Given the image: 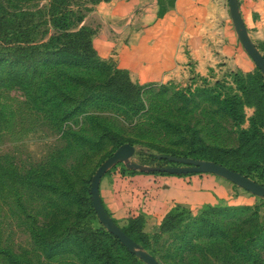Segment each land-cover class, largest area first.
Listing matches in <instances>:
<instances>
[{
	"label": "rangeland",
	"instance_id": "374dc122",
	"mask_svg": "<svg viewBox=\"0 0 264 264\" xmlns=\"http://www.w3.org/2000/svg\"><path fill=\"white\" fill-rule=\"evenodd\" d=\"M102 1L69 2L81 19L76 30L96 32L100 23L90 11ZM228 16L236 45L249 62L241 70L138 84L118 68L116 58L101 59L91 43L93 57L40 62L39 76L27 73L32 84L27 94L0 89V264H145L103 234L108 232L89 207L91 178L120 143L131 144L134 154L106 174L134 171L127 168L132 163L178 166L150 162L152 155L188 156L246 168L247 178L264 186V153L241 143L242 131L258 128L264 134V76L237 38L229 5ZM257 48L264 58V42ZM56 69L64 86L60 92L46 84L59 80ZM22 73L15 69L16 75ZM67 114L70 118L63 120ZM234 188L248 200L197 212L174 209L165 227L162 221L152 232L144 229L141 216L118 223L123 228L137 221L133 236L160 264H249L232 252V242L254 226L264 229V198ZM235 208L249 212L226 211ZM54 220L57 225L50 226ZM256 252L264 264V251Z\"/></svg>",
	"mask_w": 264,
	"mask_h": 264
},
{
	"label": "crops",
	"instance_id": "0c3cea01",
	"mask_svg": "<svg viewBox=\"0 0 264 264\" xmlns=\"http://www.w3.org/2000/svg\"><path fill=\"white\" fill-rule=\"evenodd\" d=\"M237 2L257 48L264 42V0ZM93 8L90 14L100 23L92 37L94 49L101 59L116 58L133 83L208 77L249 66L229 24L228 0H109ZM234 187L211 174L113 170L101 179L98 191L117 226L141 216L144 229L152 232L174 209L197 212L222 202L229 206L246 202L248 198Z\"/></svg>",
	"mask_w": 264,
	"mask_h": 264
},
{
	"label": "trees",
	"instance_id": "16d2710c",
	"mask_svg": "<svg viewBox=\"0 0 264 264\" xmlns=\"http://www.w3.org/2000/svg\"><path fill=\"white\" fill-rule=\"evenodd\" d=\"M33 1L37 0H0V89L17 88L27 94L32 85L26 81L27 73L31 74V76H39L40 71H42L40 62L46 64L47 62L57 59H82L83 55H91V57H93V51L90 48L93 34L92 32L85 31L83 28L76 30L77 26L75 25L80 22L81 19L77 17L73 7H70L72 3L69 2H71V0H44L46 3L42 7L36 5L35 9L25 6V4ZM78 7L77 5V8ZM77 44L79 47H76ZM85 59H88V57ZM37 62L39 66L34 67L33 65ZM15 69L22 70V75H16ZM54 72H58L56 73V78H58L60 71L56 69ZM58 79L59 80H54V82L47 81L46 84L48 86H56V90L60 92L64 90V86L62 79ZM68 80L74 82L76 79L71 78ZM78 82L80 81L78 80ZM63 97L65 98L64 95ZM49 100L52 101L53 99L50 98ZM228 104L227 100L222 101L224 108L233 112L234 109L230 110ZM72 114L73 113H71V115ZM71 115L67 114V117L62 119H69ZM261 131L262 129L255 128L253 130L241 132V143L248 145L249 148L253 150V153H258L260 155L264 153V134ZM261 140H263L262 143L260 142ZM123 144L126 143H120L118 147ZM237 152L238 151L234 152V154ZM187 157L188 156H186V158ZM150 158V162L156 160L155 155L150 156ZM191 159L211 161L237 172L242 176L248 177L246 168H239L235 164L228 166L218 161L198 157H193ZM122 173L135 174L137 172L123 170ZM89 207L91 210L93 209L91 202L89 203ZM229 210L240 211L242 213L249 212L248 208L227 209L226 211ZM106 213L109 215L107 211ZM170 216L171 214L169 213L165 217L161 227H165ZM112 221L117 225L113 219ZM56 222V220L52 221L50 226L53 224L57 225L58 222ZM137 225V221L131 220L126 227H119L128 238L139 245L137 238L133 236V230L137 229ZM208 226L210 225L208 224ZM33 227L32 231L35 232V228ZM254 227L255 228L250 229L249 232L239 240L240 243L237 241L232 242L234 247V251L232 250V252L238 255L240 260L249 264H259L260 262L258 260L260 253L256 252V250L259 249V252L264 251V229H256V226ZM210 230L214 231L213 229ZM99 232L102 233V231ZM103 234H106L120 245V242L110 233L103 231ZM236 236L237 233L234 234L235 238H237ZM226 237V232L222 231V240H226L224 239ZM121 247L125 249V251L127 250L123 246ZM92 249L91 247V250ZM193 249H195V247ZM149 254L156 259L154 254ZM131 256L134 255L132 254ZM180 260H182V258H180Z\"/></svg>",
	"mask_w": 264,
	"mask_h": 264
},
{
	"label": "water",
	"instance_id": "95a60500",
	"mask_svg": "<svg viewBox=\"0 0 264 264\" xmlns=\"http://www.w3.org/2000/svg\"><path fill=\"white\" fill-rule=\"evenodd\" d=\"M228 5L230 17L237 33L238 40L257 69L264 76V58L248 36L247 29L238 10L237 0H228ZM133 154L134 147L128 143L123 144L118 147L116 151L98 167L95 174L91 178L89 188L91 203L100 224L108 233L114 236L124 248H126L131 254H133L145 264H160L154 257L145 252L138 244L134 243L122 232V230L112 221L111 217L104 210L99 197V184L104 175L115 165L119 163H127ZM156 159L164 160L169 164L178 166L143 168L141 165L132 163L127 164V168L128 170L152 174L157 173L180 176L192 174H211L228 181L229 183L240 189H243L253 196L264 198V186L257 184L251 179L214 162L168 155L156 156Z\"/></svg>",
	"mask_w": 264,
	"mask_h": 264
}]
</instances>
